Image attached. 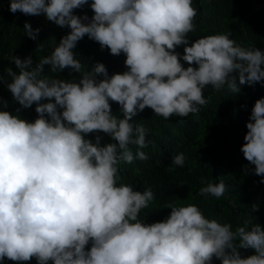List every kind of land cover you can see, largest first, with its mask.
Instances as JSON below:
<instances>
[{
	"label": "clouds",
	"instance_id": "9594fccd",
	"mask_svg": "<svg viewBox=\"0 0 264 264\" xmlns=\"http://www.w3.org/2000/svg\"><path fill=\"white\" fill-rule=\"evenodd\" d=\"M89 0H10L9 11L44 16L70 29L52 53L32 67L31 57L12 55L8 90L37 118L28 121L0 110V264H264V228L209 219L195 204H168L170 215L151 224L140 213L155 199L122 182L120 162L147 160L130 148L148 146L147 129L133 122L150 108L164 119L199 112L204 90L264 81V52L236 44L228 34L200 37L189 45L197 9L193 0H92L91 18L74 10ZM24 29L35 40L39 29ZM87 36L113 56L123 53L127 68L109 76L97 62L78 81L41 78L44 66L55 72L82 65L73 51ZM184 45L183 55L176 51ZM186 62L189 66L184 67ZM195 65V66H193ZM48 101V102H42ZM120 106L122 118L112 111ZM2 107H7L3 102ZM240 151L264 177V97L251 110ZM103 133L111 142L102 143ZM172 164L183 167L184 153ZM260 183H264L261 179ZM228 186L207 184L201 196L219 199ZM259 210L258 204L251 211ZM250 215V213H249ZM91 245L88 248V245ZM240 249L254 254L242 257Z\"/></svg>",
	"mask_w": 264,
	"mask_h": 264
},
{
	"label": "trees",
	"instance_id": "16d2710c",
	"mask_svg": "<svg viewBox=\"0 0 264 264\" xmlns=\"http://www.w3.org/2000/svg\"><path fill=\"white\" fill-rule=\"evenodd\" d=\"M83 8L74 10L78 16L92 17L90 3ZM256 0H193V7L197 9L194 20L195 31L190 32L189 45L200 37L213 34H228L237 45L244 48H256L264 52V9L251 13ZM10 0H0V110L17 114L28 121L37 118L36 105L24 109L16 102L8 90V67L16 69L10 61L12 55L22 60L32 59V67L44 57L49 56L56 43L68 34L69 28H61L47 21L44 16H26L19 11L15 14L9 11ZM33 29H39L35 40L30 39L24 29L25 22ZM76 59L82 65L81 71L74 73L70 68L61 72L50 71L44 66L41 78H58L76 80L90 73L97 63H103L109 76L127 70L124 65L125 55L113 56L107 48L101 49L99 43L82 38L76 45ZM176 51L183 55L184 45L178 46ZM184 67L189 65L183 62ZM195 66V65H193ZM239 93L230 91L227 86L215 90L208 86L204 90L207 103L201 110L188 117L172 116L164 119L155 115L150 108L139 112L133 122L147 129L146 140L148 146L138 149L136 145L130 148L135 157L136 152L143 151L147 160L135 159L132 163L120 162L122 182L130 184L137 191L143 192L150 188L155 199L148 203V207L140 213V219L151 224L165 220L171 213V208H165L170 203L178 205L195 204L206 218L217 219L220 223L232 225L233 231L237 226L259 223L264 228V177L254 173V165L250 164L240 151L244 144V136L248 129L251 110L257 99L264 97V81L254 85L239 84ZM7 102V107H2ZM48 102V101H42ZM113 113L122 118L120 106L110 102ZM99 134L102 143L111 142L110 137L103 133H92L87 138L95 139ZM184 153L183 167L172 164L171 158L175 154ZM223 181L228 191L217 199L211 195L205 197L199 194L207 184ZM253 204L259 205L258 211H251ZM250 213V215H249ZM90 244L87 246L90 248ZM242 257L254 254L252 249H240ZM3 264H16L5 258ZM24 264H37L33 258ZM49 264H52L50 261ZM213 264H221L213 259Z\"/></svg>",
	"mask_w": 264,
	"mask_h": 264
},
{
	"label": "built area",
	"instance_id": "2783aa9c",
	"mask_svg": "<svg viewBox=\"0 0 264 264\" xmlns=\"http://www.w3.org/2000/svg\"><path fill=\"white\" fill-rule=\"evenodd\" d=\"M262 9H264V0H256L252 6L251 13H257Z\"/></svg>",
	"mask_w": 264,
	"mask_h": 264
}]
</instances>
